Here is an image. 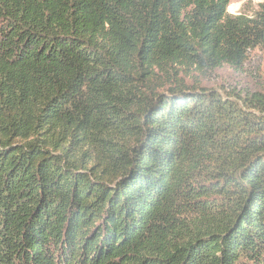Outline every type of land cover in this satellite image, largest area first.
<instances>
[{
    "label": "trees",
    "instance_id": "trees-1",
    "mask_svg": "<svg viewBox=\"0 0 264 264\" xmlns=\"http://www.w3.org/2000/svg\"><path fill=\"white\" fill-rule=\"evenodd\" d=\"M0 0V264H264V89L190 82L264 50V3Z\"/></svg>",
    "mask_w": 264,
    "mask_h": 264
},
{
    "label": "rangeland",
    "instance_id": "rangeland-1",
    "mask_svg": "<svg viewBox=\"0 0 264 264\" xmlns=\"http://www.w3.org/2000/svg\"><path fill=\"white\" fill-rule=\"evenodd\" d=\"M264 0H229L227 12L232 15L251 14L258 10ZM190 82H198L203 87L220 93L254 92L264 89V50L249 52L239 69L223 65L213 71L196 74Z\"/></svg>",
    "mask_w": 264,
    "mask_h": 264
}]
</instances>
